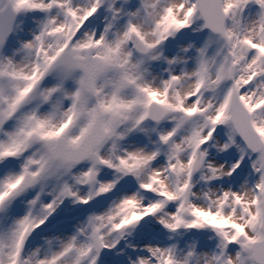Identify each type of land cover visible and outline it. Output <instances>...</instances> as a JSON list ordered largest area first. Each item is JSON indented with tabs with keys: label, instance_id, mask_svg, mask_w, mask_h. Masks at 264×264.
I'll list each match as a JSON object with an SVG mask.
<instances>
[{
	"label": "snow or ice",
	"instance_id": "snow-or-ice-1",
	"mask_svg": "<svg viewBox=\"0 0 264 264\" xmlns=\"http://www.w3.org/2000/svg\"><path fill=\"white\" fill-rule=\"evenodd\" d=\"M0 264H264V0H0Z\"/></svg>",
	"mask_w": 264,
	"mask_h": 264
}]
</instances>
